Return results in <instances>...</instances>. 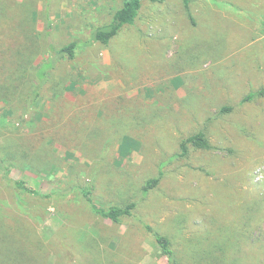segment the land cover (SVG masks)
I'll list each match as a JSON object with an SVG mask.
<instances>
[{
    "label": "rangeland",
    "instance_id": "374dc122",
    "mask_svg": "<svg viewBox=\"0 0 264 264\" xmlns=\"http://www.w3.org/2000/svg\"><path fill=\"white\" fill-rule=\"evenodd\" d=\"M123 2L0 0V264H264V0Z\"/></svg>",
    "mask_w": 264,
    "mask_h": 264
},
{
    "label": "trees",
    "instance_id": "16d2710c",
    "mask_svg": "<svg viewBox=\"0 0 264 264\" xmlns=\"http://www.w3.org/2000/svg\"><path fill=\"white\" fill-rule=\"evenodd\" d=\"M140 1L141 0H124L122 7L115 12L111 22L107 26L95 30V32L93 33V40L102 44H107L109 40L113 38L123 26L131 25L137 16L138 10L140 9ZM182 1L185 7L187 8V0ZM76 48V44L71 43L57 51L55 54H57V57L60 56L72 59L75 55ZM37 88H39V86ZM256 95L263 97L264 87L258 90L256 92ZM253 97L254 94H249L245 98H243L242 102L250 101ZM222 110L229 111V108H223ZM187 145H191L195 148L204 150L213 149V147L209 144L208 140L202 132L193 134L180 143L181 156L186 154ZM159 179L160 175L158 177L149 179L142 188L144 194L148 193L151 189L155 188L159 182ZM10 182L13 184L14 187L19 190H22L26 193L36 194L35 190L23 181L10 180ZM87 199L88 201H90L89 198ZM135 207L136 203L134 202L128 203L125 206H111L107 210L98 209L94 205H92V209L94 210V212H96L103 218L109 219L113 223H118L122 217H130L132 215V210ZM145 229L153 237L157 248L159 249L160 253L165 257L167 264H175V260L173 258V253L170 249L168 239L158 233L152 232V230H150V227L148 226H145Z\"/></svg>",
    "mask_w": 264,
    "mask_h": 264
},
{
    "label": "crops",
    "instance_id": "0c3cea01",
    "mask_svg": "<svg viewBox=\"0 0 264 264\" xmlns=\"http://www.w3.org/2000/svg\"><path fill=\"white\" fill-rule=\"evenodd\" d=\"M184 4V3H183ZM185 6V5H184Z\"/></svg>",
    "mask_w": 264,
    "mask_h": 264
}]
</instances>
